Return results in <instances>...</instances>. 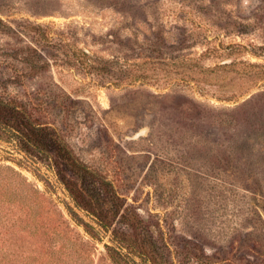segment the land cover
<instances>
[{
    "label": "rangeland",
    "instance_id": "1",
    "mask_svg": "<svg viewBox=\"0 0 264 264\" xmlns=\"http://www.w3.org/2000/svg\"><path fill=\"white\" fill-rule=\"evenodd\" d=\"M2 90L55 117L174 264L262 261L264 0H0ZM0 175L44 197L35 261L110 264L51 167L0 139Z\"/></svg>",
    "mask_w": 264,
    "mask_h": 264
},
{
    "label": "trees",
    "instance_id": "2",
    "mask_svg": "<svg viewBox=\"0 0 264 264\" xmlns=\"http://www.w3.org/2000/svg\"><path fill=\"white\" fill-rule=\"evenodd\" d=\"M54 118L31 97L0 91V139L54 170L72 202L65 206L70 219L93 240L100 238L99 233L109 236L110 244L104 247L110 264H174L160 225L127 203L105 173L77 157ZM8 179L0 175V264H56L52 256L35 261L29 240L42 217L35 212L42 193L28 187L27 196ZM251 249L258 258L263 255L259 262L264 264V252L253 245Z\"/></svg>",
    "mask_w": 264,
    "mask_h": 264
}]
</instances>
